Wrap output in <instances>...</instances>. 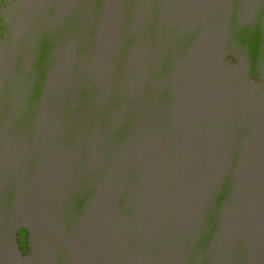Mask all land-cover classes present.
<instances>
[{"label": "water", "instance_id": "1", "mask_svg": "<svg viewBox=\"0 0 264 264\" xmlns=\"http://www.w3.org/2000/svg\"><path fill=\"white\" fill-rule=\"evenodd\" d=\"M0 264H264V0H0Z\"/></svg>", "mask_w": 264, "mask_h": 264}]
</instances>
